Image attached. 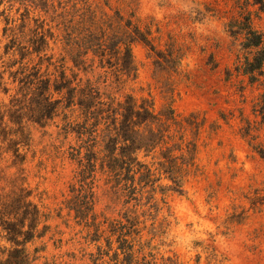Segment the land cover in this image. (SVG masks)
<instances>
[{
    "label": "rangeland",
    "instance_id": "1",
    "mask_svg": "<svg viewBox=\"0 0 264 264\" xmlns=\"http://www.w3.org/2000/svg\"><path fill=\"white\" fill-rule=\"evenodd\" d=\"M107 1V7L105 0L100 1V6L111 22L116 24L115 19L122 17L119 26L126 29L130 23L131 30L137 28L147 41H135L131 46L134 81L131 76L122 75L119 68H101L97 59L93 63L77 60L75 68L62 52L61 42L50 41L47 54L53 55L56 70L51 68L50 72L55 77L66 63L69 78L76 76L82 82L89 79L115 104L126 95L149 100L154 114L161 117L160 123H178L170 127L175 140L182 136L184 145L192 143L196 147L181 196L161 194L164 186L171 185L163 176L154 184L155 200L162 210H151L140 218L145 220L140 226L142 241L150 240L151 249L154 248L153 259L148 260L152 264H264V159L240 137L245 120L258 121L252 113L257 91L246 88L238 93V79L233 78L230 83L224 80L225 69L233 67L238 55V42L225 32L227 23L238 16L235 0ZM2 10L0 74L5 84L0 88V104L6 115L21 112L17 115L25 129L26 142L20 149L23 162L15 161L11 153L0 155V203L4 205L0 212L14 205V197L21 195V189L30 191V201L49 218L46 236L27 246L31 256L43 244L46 246L31 264H43L46 258L68 254L75 256L74 264H92L98 253L95 244L89 243L87 230L77 225L66 207L69 186L77 171L69 153L78 144L71 136L63 137L61 116L42 126L35 123L34 115L39 111L35 86L20 90L18 81L13 83L14 78L22 76L21 69L32 74L39 61L35 56L21 61L16 46L11 48L12 39L15 45L28 47L31 38L45 34L47 29L59 41L62 35L52 17L38 10L26 11L18 5L9 10L7 4ZM252 19L254 28L264 32V13L253 14ZM169 111L174 121L166 120ZM76 118L78 113L74 112L70 119ZM255 143L264 148L262 133ZM141 161L150 163L151 159ZM107 182L106 174L98 171L95 212L100 222L107 219L103 230L117 220L124 223L120 215L124 209L122 200ZM145 205L143 210L148 209ZM19 211L20 214L23 210ZM2 219H13L0 217V264H7L13 248L5 240ZM15 224L19 225V221ZM101 244L105 245L104 240ZM111 258L112 252L103 258L104 264H113Z\"/></svg>",
    "mask_w": 264,
    "mask_h": 264
},
{
    "label": "trees",
    "instance_id": "2",
    "mask_svg": "<svg viewBox=\"0 0 264 264\" xmlns=\"http://www.w3.org/2000/svg\"><path fill=\"white\" fill-rule=\"evenodd\" d=\"M100 1L0 0V8L7 4L11 10L18 5L25 10L30 8L51 16L56 30L62 35L59 41L58 36L55 37L51 29H47L45 34L31 38L28 47L15 45L16 41L12 39L11 48L16 46L15 51L21 61L32 56L39 61L32 68V74L24 65L22 68L26 71L21 69L22 76L14 78L13 83L17 80L20 90L25 87L28 90L32 84L35 86L34 96L39 106L37 115H34L35 123L42 126L61 116L63 137L71 136L78 144L71 147L69 153L70 160L77 164V171L69 186L66 207L73 213L77 225L87 230L89 243L95 244L97 259L91 263L104 264L103 258L112 252L110 262L113 264H152V260L148 259H153L154 248L151 249L150 240L142 241L143 229L140 226L144 225L145 220L141 221L140 218L147 216L151 210L157 213L162 210L155 200L154 187L161 181V176L171 184L164 186L162 195L166 192L183 194L182 183L187 169L193 166L196 147L192 143L184 145L182 136L175 140L170 127L178 123H160L161 117L154 114L151 101L126 95L122 102L115 104L113 98L101 93L99 87L89 79L82 82L76 76L69 78L66 63L58 76L50 72L51 68L56 70L53 55L47 54L49 42L53 41L54 44L61 42L62 52L70 57L75 68L79 64L77 60L82 63L87 59L93 63L97 59L101 68H119L122 75L135 80L131 46L135 41H147L137 28L131 30L130 23L125 25L126 29L119 26L122 17L115 19L116 24L112 23L102 11ZM235 3L238 16L227 23L225 32L234 42H238V55L233 67L225 69L224 80L230 83L233 78L238 79V93H243L246 88L257 91L252 113L258 121L245 120L240 137L264 159L262 144L255 143L259 133L264 138V32L256 30L252 24L253 14L264 13V0H235ZM104 5L107 7V0ZM252 8H256V11H251ZM4 12L2 10L0 15ZM116 15L119 16V13ZM6 21L8 23L7 18ZM9 49L7 47V51ZM4 84L3 75L0 74V88ZM2 109L3 105L0 104V155L2 152L11 153L15 161L23 162L20 149L26 142V133L17 115L21 112L17 111L11 116ZM74 112L78 113V118L71 121ZM165 118L174 121L172 111ZM140 155H143V159L150 158L151 162L141 161ZM97 170L106 174L107 184L122 200L124 208L120 214L124 223L120 220L109 223L108 230H103L107 219L100 222L95 212ZM155 172L159 178H156ZM30 196V191L21 189V195L19 193L14 197V205L5 207L8 212L4 213L7 214L0 212L1 218L8 216L13 219L1 220L5 222L2 228L6 234L5 240L13 248L7 264H31L37 260L36 254L46 250L45 244L35 251V256H31L27 250L34 239H43L49 232V218L30 201ZM145 204L148 205L147 210H143ZM2 207L4 205L0 203V210ZM19 210L23 211L19 214ZM17 221L19 225L15 224ZM40 225L41 229L37 230ZM18 247L21 249L17 250ZM74 262L75 256L68 254L54 256L51 260L46 258L43 264Z\"/></svg>",
    "mask_w": 264,
    "mask_h": 264
}]
</instances>
